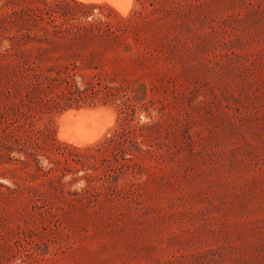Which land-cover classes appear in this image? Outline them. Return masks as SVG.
Here are the masks:
<instances>
[{
    "label": "rangeland",
    "instance_id": "374dc122",
    "mask_svg": "<svg viewBox=\"0 0 264 264\" xmlns=\"http://www.w3.org/2000/svg\"><path fill=\"white\" fill-rule=\"evenodd\" d=\"M66 72L114 111L94 142L42 104ZM118 102L149 148L122 167L77 152ZM0 264H264V0H0Z\"/></svg>",
    "mask_w": 264,
    "mask_h": 264
},
{
    "label": "trees",
    "instance_id": "16d2710c",
    "mask_svg": "<svg viewBox=\"0 0 264 264\" xmlns=\"http://www.w3.org/2000/svg\"><path fill=\"white\" fill-rule=\"evenodd\" d=\"M76 6L78 7H84L85 4L82 2L75 1ZM92 7V6H91ZM143 7H145L143 5ZM141 9L134 8L132 12L124 19L126 21H133L137 18L138 15H140ZM59 13H57V10L52 9V11L47 12L46 14H39V17L46 22L45 29L50 31L51 27L54 29H57L59 27H62L64 22L57 19V16ZM79 27V25H77ZM63 79H65V87L64 90H62L61 93L54 91L50 96L44 97L42 100L43 105H47L46 107L50 110H56L57 112H61L62 110L68 108V107H80L82 105H91L94 104L93 101H86L85 98L81 96L80 86L77 83V81L74 79V77L69 73L66 72V74L63 76ZM101 87H107V86H98L95 87V85H92V88H95V90H100ZM77 91L79 93L78 97L72 98L69 96V93H73ZM130 103L126 102H118L117 103V125L113 128V131L111 135L105 136L103 139H101L99 142H97L95 145H91L86 147L84 151H77L83 154L89 153L96 162L100 161V158L98 155H96L97 151H108L111 148L113 149V155L117 162L120 164V167L124 165L121 160H129L134 161L133 159V153L134 150H137V152H143L148 150L149 148H142V146L139 145V143L136 141L135 134L133 129H129V117H128V107ZM117 150V151H115ZM120 156V159L117 158ZM101 160L109 161V156H104L101 158ZM58 159H55V162L58 163ZM67 162V166H71L69 161ZM127 165H131L128 163ZM66 174L62 172L61 174L58 173L57 177L62 182L63 178ZM86 177V184L82 186L81 190L87 191L90 190V188L95 187V177L92 173L85 175ZM64 183V181H63Z\"/></svg>",
    "mask_w": 264,
    "mask_h": 264
},
{
    "label": "bare ground",
    "instance_id": "6f19581e",
    "mask_svg": "<svg viewBox=\"0 0 264 264\" xmlns=\"http://www.w3.org/2000/svg\"><path fill=\"white\" fill-rule=\"evenodd\" d=\"M85 2H108L121 13L129 11L133 0H82ZM112 108L96 107L69 108L59 115L58 137L76 145L88 144L100 138L114 123Z\"/></svg>",
    "mask_w": 264,
    "mask_h": 264
}]
</instances>
